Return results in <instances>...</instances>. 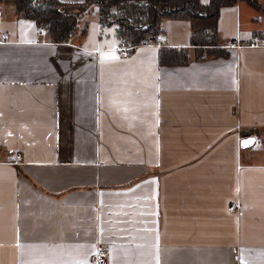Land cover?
<instances>
[{
    "label": "crops",
    "instance_id": "1",
    "mask_svg": "<svg viewBox=\"0 0 264 264\" xmlns=\"http://www.w3.org/2000/svg\"><path fill=\"white\" fill-rule=\"evenodd\" d=\"M255 2L219 9L224 56L161 65L160 45L193 53L187 20L121 58L95 11L55 43L0 0V264H92L96 241L107 264H264Z\"/></svg>",
    "mask_w": 264,
    "mask_h": 264
},
{
    "label": "trees",
    "instance_id": "2",
    "mask_svg": "<svg viewBox=\"0 0 264 264\" xmlns=\"http://www.w3.org/2000/svg\"><path fill=\"white\" fill-rule=\"evenodd\" d=\"M13 1L18 17L31 20L34 25L45 28L47 38L59 43L67 40L75 29L80 15V6L92 4L100 24H114V35L125 46H136L156 40L164 19L187 20L189 22V44L187 48H171L160 45L157 62L161 65L185 64L191 60L224 56L226 51L217 41L216 21L219 9L232 5L235 0H82L83 3L60 2L58 0H5ZM256 6L255 0H246ZM113 6L111 12L109 7ZM78 7V8H77ZM90 11V10H89ZM113 16L114 21L106 18Z\"/></svg>",
    "mask_w": 264,
    "mask_h": 264
},
{
    "label": "built area",
    "instance_id": "3",
    "mask_svg": "<svg viewBox=\"0 0 264 264\" xmlns=\"http://www.w3.org/2000/svg\"><path fill=\"white\" fill-rule=\"evenodd\" d=\"M38 32L44 33L45 28L39 27ZM1 38L3 39V36ZM160 38H161V36L158 34L156 36V39L159 40ZM131 48H132L131 46H122L120 48H117L116 52H117L119 57L125 58L128 55L129 50ZM258 143H259V140L256 137H254V143L250 146V149H252V150L256 149ZM14 158H15V156H13V159ZM237 209H238L237 203H235V202L229 203V205H228V211L229 212H237ZM91 262H92V264H107V248L100 241H96L94 244L93 251L91 253Z\"/></svg>",
    "mask_w": 264,
    "mask_h": 264
},
{
    "label": "rangeland",
    "instance_id": "4",
    "mask_svg": "<svg viewBox=\"0 0 264 264\" xmlns=\"http://www.w3.org/2000/svg\"><path fill=\"white\" fill-rule=\"evenodd\" d=\"M3 1H5V0H3ZM74 1L77 2V3H80L79 6L83 3L82 0H74ZM5 2L12 3L13 6H14V2L13 1H5ZM14 8H15V6H14ZM79 8H82L83 11H86V10H92L93 8H94V10H96L97 7H95V6H93L92 4L89 3V4H83V6H80ZM109 9L112 12L114 10V7L110 6ZM106 18L109 19L110 21H114V17L110 16L109 14L106 16Z\"/></svg>",
    "mask_w": 264,
    "mask_h": 264
},
{
    "label": "water",
    "instance_id": "5",
    "mask_svg": "<svg viewBox=\"0 0 264 264\" xmlns=\"http://www.w3.org/2000/svg\"><path fill=\"white\" fill-rule=\"evenodd\" d=\"M245 141H250V143L245 144ZM253 143H254V138L253 137H247L241 141V147L247 148V147H250Z\"/></svg>",
    "mask_w": 264,
    "mask_h": 264
},
{
    "label": "snow or ice",
    "instance_id": "6",
    "mask_svg": "<svg viewBox=\"0 0 264 264\" xmlns=\"http://www.w3.org/2000/svg\"><path fill=\"white\" fill-rule=\"evenodd\" d=\"M250 143V141H245V144Z\"/></svg>",
    "mask_w": 264,
    "mask_h": 264
}]
</instances>
